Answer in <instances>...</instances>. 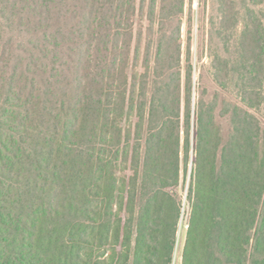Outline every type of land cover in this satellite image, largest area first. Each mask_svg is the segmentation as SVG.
<instances>
[{
	"label": "trees",
	"instance_id": "1",
	"mask_svg": "<svg viewBox=\"0 0 264 264\" xmlns=\"http://www.w3.org/2000/svg\"><path fill=\"white\" fill-rule=\"evenodd\" d=\"M184 1H151L130 73L137 0H0V264H172L190 163L181 264H264V0H211L239 104L193 109Z\"/></svg>",
	"mask_w": 264,
	"mask_h": 264
},
{
	"label": "rangeland",
	"instance_id": "2",
	"mask_svg": "<svg viewBox=\"0 0 264 264\" xmlns=\"http://www.w3.org/2000/svg\"><path fill=\"white\" fill-rule=\"evenodd\" d=\"M152 0H137L138 12L135 18V37L130 54V73H133V67L138 65V69L144 63V49L149 40V26L150 16L149 7ZM184 13L177 19L170 29H174L176 25L181 26L180 43L182 45V72L184 74L186 69V59L190 58V63L193 67V88H192V109L198 101L210 103L215 99L221 103L226 100L231 104H239L235 94L232 91H222L213 81L210 71V61L208 58V17L210 13L211 0H185ZM264 9V6H263ZM179 21V23H178ZM159 25H155V30ZM142 40V54L138 61L134 60L135 49L137 46V39ZM220 109H218L217 121L221 125V129L225 138L230 133V122L228 117L219 118ZM255 115L260 120L261 126L264 130V109L261 108L255 111ZM192 163L189 165V171L185 181V185L179 187L177 192L182 198L183 215L179 225L177 240L175 245V252L172 264L182 263V250L185 243L186 232L188 229L187 218V194L190 182V171Z\"/></svg>",
	"mask_w": 264,
	"mask_h": 264
}]
</instances>
